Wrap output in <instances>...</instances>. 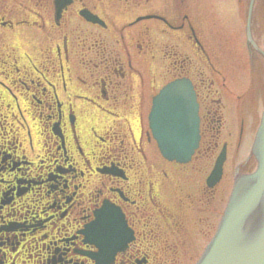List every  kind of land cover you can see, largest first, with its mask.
<instances>
[{
  "label": "flooded vegetation",
  "instance_id": "af4514ba",
  "mask_svg": "<svg viewBox=\"0 0 264 264\" xmlns=\"http://www.w3.org/2000/svg\"><path fill=\"white\" fill-rule=\"evenodd\" d=\"M198 1L0 0V264L198 259L234 181L256 167L264 109V94L251 99L256 76L237 77L246 86L233 96L240 61ZM243 65L264 75L263 54ZM179 78L199 123L187 162L165 159L148 125L153 95Z\"/></svg>",
  "mask_w": 264,
  "mask_h": 264
},
{
  "label": "water",
  "instance_id": "95a60500",
  "mask_svg": "<svg viewBox=\"0 0 264 264\" xmlns=\"http://www.w3.org/2000/svg\"><path fill=\"white\" fill-rule=\"evenodd\" d=\"M149 125L165 158L179 162L190 158L199 133L197 104L187 79L167 83L154 96ZM252 151L256 168L236 178L218 226L194 264H264V110ZM222 158L221 153L209 183L218 178Z\"/></svg>",
  "mask_w": 264,
  "mask_h": 264
},
{
  "label": "rangeland",
  "instance_id": "374dc122",
  "mask_svg": "<svg viewBox=\"0 0 264 264\" xmlns=\"http://www.w3.org/2000/svg\"><path fill=\"white\" fill-rule=\"evenodd\" d=\"M201 1H203V3L206 6H208L207 7L208 10L212 12L211 13L212 22L218 23L220 26H222V28L224 29L223 34L226 36L227 41L231 42L230 45L226 44L227 52H230V54L233 53V58L240 61L241 67L238 68V70L235 71V73L232 72L233 78H230L231 80L228 82L229 86H231L235 90V91L233 90V96H235V94H242L246 86L243 85L240 81L236 82L237 77L238 78L243 77L244 79L241 80H246L247 84L248 82L251 84L250 81H252V77L255 83V76H256L257 80L255 86L252 83L253 89L250 90V94L252 100L255 101L259 100L258 98L261 97L260 95L264 94V75L261 74V71L253 72L252 70H250L251 72L247 76V71H248L247 68H244V73H242V67H244L243 61L244 59H247L248 54L249 55L252 54L255 56L261 55V53L254 46H252L251 43H249L248 47H246L247 44H246V34H245V22H246V9L248 6V0H201ZM250 20H251L250 22L252 23V24L250 23L251 36L252 38H254V40L257 41V43L256 42L255 43L258 45V47L264 52V0L253 1ZM226 70L227 72H229L230 68L226 67ZM257 76L259 78H257ZM233 96L227 94L222 97L223 102L226 104V106L223 107L222 109V114L226 120L225 125L231 128L232 130L233 128L230 120L232 116H235V111L233 108L230 107V104L233 100ZM223 134H224V129H223ZM200 168L201 170H204L206 168V164H204V162H201ZM198 175H200V172L197 171L195 172V174L190 173L189 176L187 177L190 178V183H192L194 187L197 186L199 183L200 176ZM181 177L184 178L183 175H181ZM175 180L177 182V178H175ZM175 185L176 183H174V186ZM184 186H186V188L189 187V185H184ZM193 188H188V189L191 190Z\"/></svg>",
  "mask_w": 264,
  "mask_h": 264
}]
</instances>
